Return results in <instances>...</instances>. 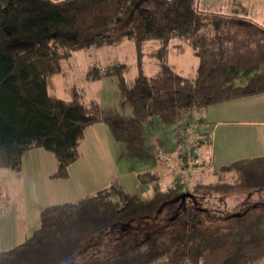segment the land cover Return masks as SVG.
<instances>
[{
  "label": "trees",
  "instance_id": "trees-1",
  "mask_svg": "<svg viewBox=\"0 0 264 264\" xmlns=\"http://www.w3.org/2000/svg\"><path fill=\"white\" fill-rule=\"evenodd\" d=\"M124 38L136 45L138 73L121 63L87 76L117 77L116 105L87 99L77 85L68 98L50 93L72 51ZM188 48L198 58L191 75L170 60ZM146 54L159 57L153 75ZM262 93L264 22L244 11L205 9L201 0H0V168L20 171L27 151L44 148L57 158L55 175L67 177L96 123L108 125L131 168L156 164L145 134L156 119L177 125L185 144L183 171L168 186L149 169L142 193L116 180L46 206L30 236L0 251V264H264V155L223 164L207 181L211 164L195 152L212 146L211 134L189 139L182 128L207 124L195 117L202 109ZM9 199L0 177L3 212Z\"/></svg>",
  "mask_w": 264,
  "mask_h": 264
},
{
  "label": "rangeland",
  "instance_id": "rangeland-1",
  "mask_svg": "<svg viewBox=\"0 0 264 264\" xmlns=\"http://www.w3.org/2000/svg\"><path fill=\"white\" fill-rule=\"evenodd\" d=\"M262 1L252 0L251 9L257 11V5H261ZM253 20L257 21V18ZM150 47L156 49L159 44L153 41L150 43ZM170 60L179 69L182 68V73L185 75L194 73L198 65V58L190 48L184 54L171 53ZM137 62L136 45L133 41L125 38L112 43H94L85 48L74 50L65 62L67 73L56 76L54 88L50 89V93L61 98H68L70 96L69 88L72 85H77L87 99H95L103 105H116L120 99L117 77L102 76L93 80L87 77L89 70L125 63L130 66L128 74L134 76L139 70ZM143 64L144 71L148 75H153L161 68L158 55L146 54ZM242 105H237L236 108ZM246 107V110L252 113L256 105H247ZM217 108L202 109L196 113L195 117L199 116L205 120L213 119L207 124L197 122V125L192 128L191 125L194 121H189L182 125L185 133L190 135L189 139H192L196 132L210 131L212 133V129L220 119L216 114L223 112L222 109L218 110ZM236 112H231L230 117H237ZM253 117H257V114ZM99 126L96 129L87 128L85 138L80 146L81 156L69 165L67 177L55 175L58 171L57 158L54 153L44 148L27 151L23 156V167L20 171L0 168V177L5 178L10 195L8 210L6 212L0 210V251L12 248L30 236L33 230L39 226L41 209L46 206L80 199L116 180L129 192H143L140 173L149 169L157 171L156 164L135 163V171L133 170L132 175L130 174L128 177L126 172L129 170V164L125 163L127 160L121 154V144L116 141L108 125ZM253 128L244 126L236 135L233 130L229 131L234 139L235 147H240V141L246 146L252 145L250 140L256 135ZM226 129L227 125H221L219 134L221 140L224 133L225 138L229 137ZM178 130L177 125L165 126L156 119V124L149 126L145 133L147 144L152 147V152L161 148L169 157L178 160L180 153L185 150V144H181L178 140ZM245 139L246 142L243 141ZM213 149L214 146L208 148L205 145L195 152L199 160L203 158L211 164L209 174L205 177L207 181L214 180L213 171L219 168L220 163L217 159L216 162H213ZM244 155L251 157L250 155H254V153ZM228 156L229 147L226 142L221 141L217 158L225 159ZM227 163H230V160ZM157 172L162 177L163 187L168 186L176 174L175 170L165 166ZM143 177L148 178V175H143Z\"/></svg>",
  "mask_w": 264,
  "mask_h": 264
},
{
  "label": "crops",
  "instance_id": "crops-1",
  "mask_svg": "<svg viewBox=\"0 0 264 264\" xmlns=\"http://www.w3.org/2000/svg\"><path fill=\"white\" fill-rule=\"evenodd\" d=\"M262 2L263 3L261 5H257V11H253L251 9V5L253 3L252 0H201V6L205 9L220 11V12L221 11L233 12L235 11V9H237L238 12L243 13L244 11L245 13H247L249 17H252L253 19L257 18L258 21L264 22V0ZM242 8H244L243 11L240 10ZM175 66L177 67V65ZM177 69L180 72H182L183 70L182 68L179 69L178 67ZM241 104H243L241 107L239 106L238 108H236L237 105H241ZM247 105H256V108L251 113V111L246 110ZM213 107H218L217 108L218 110L222 109L223 111V112H218L216 114V116H219L220 119L217 121L214 129H212V133L209 131L212 137L211 140L212 146H214L213 155H212L213 162H216L217 159V161L220 162L219 163V167H220L221 165L226 164V162L229 160L231 162L233 160L239 159V157L240 158L249 157V155H244L246 153L248 154H250L251 152L254 153V155H250L251 157L264 155V93L218 103L210 106L208 109H213ZM235 111H237L235 114L237 115V117H230L229 114ZM255 114H257V117H253ZM207 120L208 122L210 120L213 121V119H209V118H207ZM104 124L105 123H96L90 125L89 126L90 128L89 127L88 128L96 129L100 127L99 125L104 126ZM221 125H227L226 133L229 136L225 138V133H224V137L222 140L220 139L219 136L221 132L220 130ZM244 126L254 127L253 130L255 131L256 134L255 138H252L250 140L252 145L249 144V146H246V144H242V141H240L239 144L240 147H235L234 139L231 137L229 131L233 130L234 134L236 135L239 134L238 133L239 130L243 129ZM221 141L226 142L227 146L229 147V156L225 159L221 157L219 159L217 158V151L220 149ZM243 141L246 142V139ZM125 163L129 164V167L127 166L129 170L126 172V174L129 177L130 174L132 175L133 170L135 171V166L134 169H131L130 162L127 160ZM146 187H145V192L147 189ZM149 187L150 186H148L146 195H152V190Z\"/></svg>",
  "mask_w": 264,
  "mask_h": 264
},
{
  "label": "built area",
  "instance_id": "built-area-1",
  "mask_svg": "<svg viewBox=\"0 0 264 264\" xmlns=\"http://www.w3.org/2000/svg\"><path fill=\"white\" fill-rule=\"evenodd\" d=\"M156 165H157V171L162 168H170L172 170H175L176 172H182V166L180 161L173 159L172 157H169L165 151L161 148L156 150Z\"/></svg>",
  "mask_w": 264,
  "mask_h": 264
}]
</instances>
